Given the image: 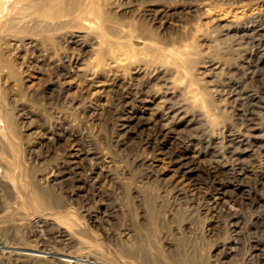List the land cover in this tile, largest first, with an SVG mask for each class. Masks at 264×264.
Listing matches in <instances>:
<instances>
[{
  "label": "rangeland",
  "instance_id": "374dc122",
  "mask_svg": "<svg viewBox=\"0 0 264 264\" xmlns=\"http://www.w3.org/2000/svg\"><path fill=\"white\" fill-rule=\"evenodd\" d=\"M1 4L0 264H264V0Z\"/></svg>",
  "mask_w": 264,
  "mask_h": 264
},
{
  "label": "bare ground",
  "instance_id": "6f19581e",
  "mask_svg": "<svg viewBox=\"0 0 264 264\" xmlns=\"http://www.w3.org/2000/svg\"><path fill=\"white\" fill-rule=\"evenodd\" d=\"M1 2H2V0H0V4H1ZM22 2V1H21ZM19 3V2H18ZM2 5V4H1ZM1 5H0V7H1ZM2 8H3V6H2ZM2 11H1V8H0V13H1ZM1 16V15H0Z\"/></svg>",
  "mask_w": 264,
  "mask_h": 264
}]
</instances>
